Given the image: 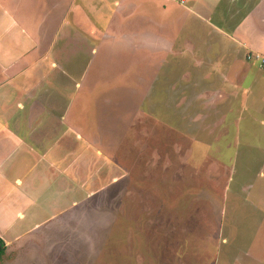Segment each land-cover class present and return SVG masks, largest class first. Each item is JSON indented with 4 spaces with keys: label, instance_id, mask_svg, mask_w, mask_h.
I'll return each instance as SVG.
<instances>
[{
    "label": "rangeland",
    "instance_id": "374dc122",
    "mask_svg": "<svg viewBox=\"0 0 264 264\" xmlns=\"http://www.w3.org/2000/svg\"><path fill=\"white\" fill-rule=\"evenodd\" d=\"M59 1L0 0V7L17 9L14 16L22 25L28 19L40 22L47 11L56 22L58 4L68 0ZM144 1L136 2L137 14L159 12L155 5L148 10ZM101 8L87 10L93 18L100 10L108 14L106 3ZM9 23L0 13V55L22 54L18 63L31 65L18 81L34 80L41 63L25 53L29 41L18 37L19 31ZM44 31L52 32L47 27ZM171 32L179 40L171 52L162 43H148L146 36L154 31L119 38L120 43L104 52H92L90 45L80 51L68 45L66 60L72 65L67 71L74 72L73 80L44 64L50 72L44 88L65 113L44 117L42 137L38 129L34 143L29 141L34 154L28 153L25 163L20 162L27 150L24 144L6 158L10 177L0 194L13 190L15 177L40 180L32 189L33 207L25 205L26 217L17 225L46 219L30 230V239L20 245L24 252L14 250L18 259L10 264H264V135L255 133V113L245 108L240 89L228 91V100H219L191 83L176 99L166 97L161 87L168 71L188 76L185 66L208 55L192 50L185 36L189 31ZM163 33L166 40L172 38L170 31ZM77 38L81 37L74 33L71 44H77ZM83 51L85 60L79 54ZM57 54V50L44 56L34 53L45 62L65 55ZM10 87L4 89L12 92ZM104 138L113 145H104ZM48 145L46 158L57 157L60 163L66 156L56 151L67 147L69 160L82 156L84 178L88 164L93 167L92 179L83 187L76 174L68 182L64 178L51 182L55 173L48 172L37 155ZM113 155L118 181L109 185L114 170L107 162ZM102 184L106 188L86 195Z\"/></svg>",
    "mask_w": 264,
    "mask_h": 264
},
{
    "label": "crops",
    "instance_id": "0c3cea01",
    "mask_svg": "<svg viewBox=\"0 0 264 264\" xmlns=\"http://www.w3.org/2000/svg\"><path fill=\"white\" fill-rule=\"evenodd\" d=\"M61 1L57 3H61ZM86 1H90L91 4ZM137 1L68 0L58 4L60 8L55 13L60 12V14L56 16V22L50 20V17L53 18V14L47 11V16H42L40 22L35 24L36 21L34 23L32 21L30 23L28 19L26 25L19 24L14 16L17 9L12 12L7 8L0 7L1 15L9 19V25L19 31V36H16L25 37L29 41L30 44L24 50L25 53L31 54L36 63H41L34 80L19 82L20 76L31 65L29 63L31 61H26V64H19L22 54L11 57H6L4 53L3 56L0 55V193L2 190H6L2 186L5 183L4 180L10 177V174L6 172L9 171V165L7 168L5 166L6 158L9 155L12 157L16 147L24 144L27 150L23 151L20 162L25 163L28 153L34 154L30 143H34L33 138L39 131L38 129H41L38 135L42 137L41 134L44 132L46 121L44 117L58 114L60 117L64 116L65 112L58 107L56 98H51L52 94L49 95L48 89L44 88L45 74L50 73H48L47 66L44 64L49 63L50 67L60 69V72L73 80L74 72L69 73L67 71V68L72 65L67 63L66 60L68 59L66 57L68 45H70V49L79 51L84 48V45H90L91 51L97 53L98 50L108 49L109 45L113 46V44L120 43L119 38L129 39L137 31H154V33L145 35L146 38L149 36L150 42L148 40V43L155 42L156 45L162 43L166 47L168 46L169 50H165L168 52L176 47L179 41L171 31H189L190 33H186L185 36L191 40L192 50H197L198 53H205L206 51V55H208L200 61L195 60L193 66H185L188 76L182 73L177 77L176 74L173 75L174 71L166 72L167 76L163 79L161 87L163 93L169 100L176 99L181 94L180 92H183L184 87L193 83L195 86H201L200 93H202L201 89L203 88L210 94L211 98L216 96L219 100H228L230 98L228 91L236 90L238 93V89H240L245 93L244 99L247 101L245 108L255 113V133L260 135L262 132L264 135V65H260L256 61H248L245 58V54L250 51L264 53V0H167L170 3L164 1L158 3L153 0L149 1L148 4L145 0L144 3L149 6L148 10L155 5V8L159 11L156 14L145 11L137 14V6H135ZM104 3L108 5L109 9L106 11L108 14L100 10L101 13L99 15L94 14L93 18V15L87 9L90 6L102 9L101 5ZM175 5L183 11H175L173 8ZM52 23H54L53 26H51ZM46 27L48 31L52 32L44 31ZM163 31H170L171 35H167L172 38L166 40L164 38L166 34ZM198 31H202V33ZM74 33L81 37L77 38L78 40L76 39L78 43L75 45L71 44V37ZM60 36L63 37L59 40ZM136 42L139 41H135L134 44ZM54 46H58V48L54 49ZM53 50H57V55L60 52H64L65 55L63 58H56V61L50 60L49 62H45L34 55V53H40V56H44ZM79 54L83 56L84 60L87 58V52L83 51ZM80 61L83 64V59ZM193 69L198 70L193 71ZM178 79L186 81L182 83ZM9 84H11L10 90L12 92L4 89ZM143 84H146V82ZM125 98L128 99V97ZM182 98L185 99L183 96ZM142 99L145 100L143 96ZM10 106L12 109L9 108ZM13 118L14 121L11 120ZM37 119L40 120V123L35 124ZM9 120L13 124L9 125ZM100 137L102 142V134H100ZM103 144L113 145L105 138ZM49 150H51L50 145L47 148H41L37 155L38 159L42 160V164L45 167L47 166V171L55 173V176L51 178V182L58 183L63 178L68 182L72 180L73 174H76L80 180L78 186L83 187L86 180L92 179L89 176L94 174L93 167L88 164L85 167L88 178H84L85 159L82 156L75 161L69 160L67 147V150L56 151L60 156L61 154L66 156L65 162L60 163L57 157L46 158V151ZM103 161L105 160L103 159ZM76 162L81 163L77 170L74 168ZM107 163L114 170L109 178L110 183L108 182L109 185H112L118 181L115 174L114 155L108 158ZM101 172L104 175L105 166L102 167ZM96 175L100 176L99 174ZM38 183H40L39 179L24 181L23 178L15 177L12 184L14 185L13 190H7L5 194H0V238L6 245L5 255L3 256V259H5L4 264H10L12 260L18 259L14 250L18 248L22 251L23 248L20 245L26 244L30 239L32 232L30 230L35 229L36 225L46 220L40 218L31 223L29 221L24 225H17V222L20 223L26 217L24 214L25 205L33 207L34 190L32 189H35V184ZM104 186L105 184L98 185L90 189L86 195L93 196ZM114 210L116 211V206H114ZM6 215L9 218L5 220ZM13 217L16 220H12Z\"/></svg>",
    "mask_w": 264,
    "mask_h": 264
},
{
    "label": "built area",
    "instance_id": "2783aa9c",
    "mask_svg": "<svg viewBox=\"0 0 264 264\" xmlns=\"http://www.w3.org/2000/svg\"><path fill=\"white\" fill-rule=\"evenodd\" d=\"M245 58L248 61H256L260 65H264V53L254 52V51L251 52L250 51V52L245 54Z\"/></svg>",
    "mask_w": 264,
    "mask_h": 264
},
{
    "label": "trees",
    "instance_id": "16d2710c",
    "mask_svg": "<svg viewBox=\"0 0 264 264\" xmlns=\"http://www.w3.org/2000/svg\"><path fill=\"white\" fill-rule=\"evenodd\" d=\"M5 250H6V245L4 241L0 238V264H1L2 256L5 253Z\"/></svg>",
    "mask_w": 264,
    "mask_h": 264
}]
</instances>
